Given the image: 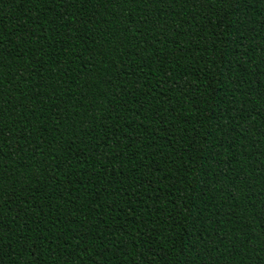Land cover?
Wrapping results in <instances>:
<instances>
[{"label": "trees", "instance_id": "trees-1", "mask_svg": "<svg viewBox=\"0 0 264 264\" xmlns=\"http://www.w3.org/2000/svg\"><path fill=\"white\" fill-rule=\"evenodd\" d=\"M0 264H264V0H0Z\"/></svg>", "mask_w": 264, "mask_h": 264}]
</instances>
